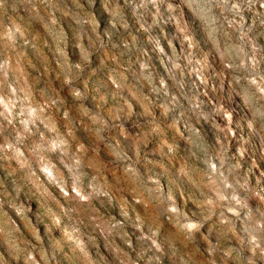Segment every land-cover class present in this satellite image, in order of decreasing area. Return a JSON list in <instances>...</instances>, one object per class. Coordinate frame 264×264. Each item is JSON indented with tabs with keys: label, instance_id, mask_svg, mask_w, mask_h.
<instances>
[{
	"label": "clouds",
	"instance_id": "1",
	"mask_svg": "<svg viewBox=\"0 0 264 264\" xmlns=\"http://www.w3.org/2000/svg\"><path fill=\"white\" fill-rule=\"evenodd\" d=\"M0 235V264H264V0H0Z\"/></svg>",
	"mask_w": 264,
	"mask_h": 264
},
{
	"label": "rangeland",
	"instance_id": "2",
	"mask_svg": "<svg viewBox=\"0 0 264 264\" xmlns=\"http://www.w3.org/2000/svg\"><path fill=\"white\" fill-rule=\"evenodd\" d=\"M14 215H15V220L19 221V223L16 225L17 228L21 229L22 232H29L31 230V221L26 219L27 213L25 209H23L22 207L17 209ZM0 246L7 247L2 235H0Z\"/></svg>",
	"mask_w": 264,
	"mask_h": 264
}]
</instances>
